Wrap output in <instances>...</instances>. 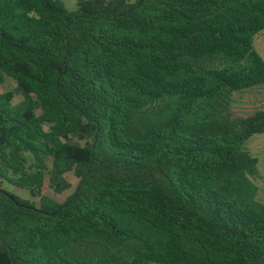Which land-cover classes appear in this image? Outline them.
I'll list each match as a JSON object with an SVG mask.
<instances>
[{
    "label": "trees",
    "instance_id": "1",
    "mask_svg": "<svg viewBox=\"0 0 264 264\" xmlns=\"http://www.w3.org/2000/svg\"><path fill=\"white\" fill-rule=\"evenodd\" d=\"M74 1L0 0V264H264V0Z\"/></svg>",
    "mask_w": 264,
    "mask_h": 264
},
{
    "label": "rangeland",
    "instance_id": "2",
    "mask_svg": "<svg viewBox=\"0 0 264 264\" xmlns=\"http://www.w3.org/2000/svg\"><path fill=\"white\" fill-rule=\"evenodd\" d=\"M68 10L76 9V2L74 0H60ZM129 3H134L135 0H127ZM253 47L260 57L264 60V30L258 33L253 38ZM243 63V62H242ZM232 65L231 61H227V66ZM12 93V104L15 106L22 101V97L16 91V84L9 78L4 80V83L0 85V95L4 93ZM168 101L169 99H164ZM264 109V85L262 87L254 88L249 91L234 94L232 102L230 104L229 113L233 117H245L255 113L258 110ZM147 115V112L146 114ZM81 145L83 142H79ZM243 151L249 153L253 158L257 160V175L251 177L252 184L256 187V194L254 201L260 204H264V134L252 136L244 145ZM66 180L71 184V188L68 191L63 192L60 195L54 194L50 189L47 177L44 180L43 195L52 198L57 203L65 202L75 191L77 185V179L73 177L71 173L65 175ZM1 189L19 197L22 200L37 205L36 199L30 198L26 191L11 187L5 183H1Z\"/></svg>",
    "mask_w": 264,
    "mask_h": 264
},
{
    "label": "water",
    "instance_id": "3",
    "mask_svg": "<svg viewBox=\"0 0 264 264\" xmlns=\"http://www.w3.org/2000/svg\"><path fill=\"white\" fill-rule=\"evenodd\" d=\"M1 192H3V191H1Z\"/></svg>",
    "mask_w": 264,
    "mask_h": 264
}]
</instances>
